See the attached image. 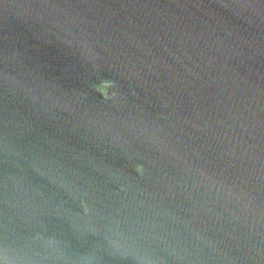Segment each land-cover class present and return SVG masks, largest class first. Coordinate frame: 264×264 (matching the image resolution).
Listing matches in <instances>:
<instances>
[{
    "label": "water",
    "instance_id": "water-1",
    "mask_svg": "<svg viewBox=\"0 0 264 264\" xmlns=\"http://www.w3.org/2000/svg\"><path fill=\"white\" fill-rule=\"evenodd\" d=\"M0 264H264V0H0Z\"/></svg>",
    "mask_w": 264,
    "mask_h": 264
}]
</instances>
